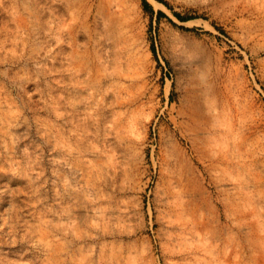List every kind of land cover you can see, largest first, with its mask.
<instances>
[{"label":"rangeland","instance_id":"374dc122","mask_svg":"<svg viewBox=\"0 0 264 264\" xmlns=\"http://www.w3.org/2000/svg\"><path fill=\"white\" fill-rule=\"evenodd\" d=\"M147 1L0 0V264H264V0Z\"/></svg>","mask_w":264,"mask_h":264},{"label":"trees","instance_id":"16d2710c","mask_svg":"<svg viewBox=\"0 0 264 264\" xmlns=\"http://www.w3.org/2000/svg\"><path fill=\"white\" fill-rule=\"evenodd\" d=\"M160 1H163V0H160ZM143 4H144V6H145V8H146L147 10H149L151 13H153V7H152V5H151L147 0H143ZM165 4L168 5V3H166V2H165ZM158 14H159V15H162V14H165V13H164L163 11H159ZM175 14H176L181 20H183V21L188 20V19H191V18L194 17L193 15H189V14H181V13H179V12H175Z\"/></svg>","mask_w":264,"mask_h":264}]
</instances>
